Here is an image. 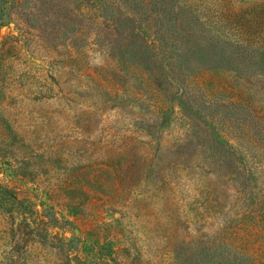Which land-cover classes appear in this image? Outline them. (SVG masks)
I'll list each match as a JSON object with an SVG mask.
<instances>
[{"label": "rangeland", "instance_id": "1", "mask_svg": "<svg viewBox=\"0 0 264 264\" xmlns=\"http://www.w3.org/2000/svg\"><path fill=\"white\" fill-rule=\"evenodd\" d=\"M0 23V264H264V0Z\"/></svg>", "mask_w": 264, "mask_h": 264}, {"label": "trees", "instance_id": "2", "mask_svg": "<svg viewBox=\"0 0 264 264\" xmlns=\"http://www.w3.org/2000/svg\"><path fill=\"white\" fill-rule=\"evenodd\" d=\"M0 1L3 3V2H5L6 0H0ZM13 2L18 3V0H17V1H14V0H13ZM0 25H1V23H0Z\"/></svg>", "mask_w": 264, "mask_h": 264}]
</instances>
